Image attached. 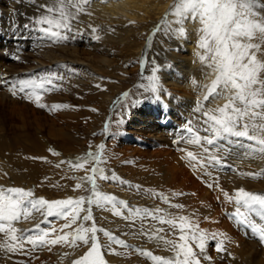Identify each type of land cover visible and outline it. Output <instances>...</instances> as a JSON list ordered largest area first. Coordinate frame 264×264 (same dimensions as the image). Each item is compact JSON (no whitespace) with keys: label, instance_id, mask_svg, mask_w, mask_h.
Returning <instances> with one entry per match:
<instances>
[{"label":"rangeland","instance_id":"374dc122","mask_svg":"<svg viewBox=\"0 0 264 264\" xmlns=\"http://www.w3.org/2000/svg\"><path fill=\"white\" fill-rule=\"evenodd\" d=\"M9 1L15 2V0ZM259 11L260 14L264 16V10ZM156 20V15L151 14L148 21H135V25L133 24L134 26L130 27L131 29L127 27V25L130 24L129 21H121L118 23V28L113 29L112 27H106L107 30H97V32L94 33V37H84L80 35L77 41L78 43L74 41L70 44V46L76 45L75 47H78L80 55L92 61L96 67H98L96 57L105 55L110 60L107 65L99 67V75L97 74L98 79L88 76L86 71L77 68V66L74 68L70 66V73L73 75L76 73V77L81 76L80 78L83 79L84 82L86 80L85 83L83 82L82 85L77 87L61 79L57 74L60 69H52L46 66L43 71L37 72L35 76L31 78L25 77L19 80L20 82L34 81L35 84L43 82L44 86L41 88L33 85V87L26 88L25 91L21 92L16 100L13 101V104L12 102H7L8 104L6 103V105L3 106L4 109L0 107V127L3 129V141L7 145H11L4 153L9 157V165H6L10 167H7L9 172L14 173V175H22L21 179H19L20 181L13 183V186L23 188V184L28 181L30 189L34 192L33 198L43 197L47 199V197H49L55 198V200H64L68 199V196L63 195L66 190L70 191V196L73 191L76 193L77 197H86L89 189L91 190L90 185L87 189L82 187L76 188V185H68L67 188V185L64 186L61 180H57L58 177L64 176L74 183L78 178L75 173H72L71 170L64 167L65 165L61 159L58 160L56 158H58L57 156L59 155L63 156V154H66L67 158H69L68 155L71 153H74L73 156L75 158L78 156L83 157L88 152H92L97 148V150H99L97 151L98 156L101 158L100 162H102V164L108 163L110 165V171H113L114 167L115 170L120 171L121 175L124 176V178L126 177V182L130 185L133 184V191L141 186V189L152 192V195H160L159 197L163 195L162 197L168 196V200H177V202L174 201L173 213H169L170 211H166L167 213L163 212L162 217L164 219L186 217L187 223L184 224V228L187 234L191 236V230L188 228V224L190 223L195 226L198 235L203 234L206 237L203 251L208 255L207 257H211V259L208 260L212 264H235L231 262L230 259L225 258V256L216 257V245L219 240L216 237V239H212V237L215 236L214 232L217 229L219 231L221 230L223 233L229 230V236L236 239V241L247 239V241L255 242V247L252 249L251 253L253 258L258 259L261 257L259 252L262 253L264 251V242L261 241L260 235H258L261 233L256 235L253 234L254 236L250 235V237L247 238V235L244 234V236H242L240 229L238 230V227L234 225L233 218L239 221L240 226L248 228L249 225L247 221L242 223L241 219L243 218L236 217L235 213L239 207L240 212L244 213V216L247 218L248 211L250 210H246L242 204H236L235 197L237 195V190L240 188L233 190V187L231 188V186H229L231 182L225 183L222 178L223 173L240 175L246 177L245 180L250 178L243 175L244 170H247V172L252 170L250 166L244 167V165L249 164L250 161L245 163V160L249 158H244V161H241L242 157L237 158L232 150L233 148L230 147V142L227 143L229 140H226V142L223 138L217 139L214 145H207L202 139L201 143L203 145L201 143L197 144L195 150L192 148L185 152L178 146L177 143L179 140L177 139L176 141L174 139V134L180 133L182 137L189 136L188 138L194 141L197 137L200 138L202 135H207L205 137L211 139L213 138V133L210 130H206V123L203 124L201 121L198 124L197 122L198 115L203 111L201 109H205V107L208 106L205 102H202V98L204 97H195L192 91L182 86L177 87L166 83H156L157 81H154L152 77L153 69L159 67L160 59H158L157 54L152 51L153 38L158 32L155 30L158 25L161 24L162 20H157L158 23L149 29L147 27ZM194 22L195 29L194 33H192L194 38L193 42L197 48H200L199 43L203 35L201 32L203 25L198 18H195ZM101 25L103 24L101 23ZM164 32L166 31L159 34L157 37L158 40L162 41V33ZM9 36L10 34L2 32L0 26V45H6ZM48 37L46 40L40 39L41 42H44L38 44L37 47L39 49L42 50L45 48V50L57 52V45L69 46L68 41L60 40L58 36L50 34ZM97 37H99V39H97ZM14 38L13 40L16 41L17 37L14 36ZM83 39L87 41H83ZM252 43H261V41L257 38L254 39ZM140 46H142V48ZM149 46V53L147 55L146 51L144 53L143 51ZM22 47L25 51H28L25 42L22 44ZM138 48H140V51H138ZM174 50L177 51L176 48H174ZM29 51L34 52L35 48H30ZM204 54L205 50L200 48L196 63H204L200 60V56ZM257 58L264 61V44H261V52L257 53ZM205 65L204 63L203 66ZM71 67L73 69H71ZM52 74H56L57 78L52 79L51 83L45 81V78L52 77ZM14 76L16 75L12 77ZM213 76L212 80L215 79V73ZM89 78L90 80H88ZM261 78L264 79V73L261 74ZM69 79L70 78H68V80ZM153 88L157 89L156 93L152 91ZM160 90L163 91L162 93L165 94L163 96H165L166 99L158 92ZM35 92L42 96L39 103L44 104L45 107H39L36 99L35 101L33 99L31 100L30 95ZM124 93H128V95L124 96ZM110 95L112 98L109 100ZM160 95L162 97H160ZM155 96L159 97L158 100L155 99ZM185 96L191 98L195 97L198 100L197 103H199V107L196 109L191 108V112H193L191 115H194V118L197 120L195 122L187 115V109L185 110L186 107L183 108V113L180 115L174 114L175 110H172L174 113L167 110L165 116L161 114L157 117H154L153 113L148 112L155 109L159 101L165 109L166 107L168 109L167 104L171 103L168 99L171 100V98L176 100L177 105H184L183 97ZM162 98H164V100ZM175 100H172V102L174 103ZM201 102L202 104L204 103L203 106ZM141 104L146 106V110H148L145 111L144 114V120L147 121V123H152L151 120L153 121V118L155 121H160V126H163V121L171 122L168 123V126H172L177 132L165 133L163 130L164 133H150L135 128V125L132 123L131 115L140 108ZM53 105H66V107L54 108ZM184 106H186V104ZM237 106L239 107L241 105L237 104ZM218 107H221V105H217L214 108L216 109ZM142 112L143 109L141 113ZM202 114H204V111ZM201 119H203L202 116ZM139 120L141 122L143 121L141 118ZM203 120L204 122L206 121V119ZM189 122L193 129L192 132L187 131ZM247 122V120L241 121V125ZM260 122L262 121H257V123ZM239 130H243V128L241 127ZM249 134L255 136L257 139L264 138V133H253L251 129L249 130ZM245 139L248 145L251 146L249 147L250 149L255 146L256 148L260 147L255 140H249L246 137ZM37 142L38 147L35 148L34 144H37ZM101 145L103 146L102 148L100 147ZM226 145L228 146L227 148L225 147ZM205 146L218 149L215 153L216 156L223 157L220 163H213L209 160V156L204 152ZM46 147H48V150L45 149ZM229 147L230 151H228ZM188 152L195 153L194 155L197 159L191 160L187 156ZM240 152H243V150ZM13 156L16 157V159L21 158L20 160L22 161L19 162L20 164L18 162H13ZM183 158L185 160L188 158L185 164L182 162ZM237 159L239 161H236ZM73 160L74 159L71 158V161ZM94 165L96 164L90 163L89 160L85 169L82 170L85 171L88 169L86 167L89 166L91 170ZM99 166H101V164ZM100 175L101 173H97L96 175V182L98 180L100 184H104L107 187L111 185L123 186L122 183L116 180H102L100 179ZM103 175L105 174L103 173ZM163 175L171 176L173 178L172 184L166 182L167 180L163 178ZM146 176L159 179V184H161V178H163L162 184L164 186H156L154 188L151 184H147V181H141L143 180L142 177L144 178ZM60 179L62 178L60 177ZM135 185H137V187ZM225 193L232 199L229 200L225 196ZM148 195L152 196L151 194ZM181 197H185V199H181ZM175 205H179L180 207H175ZM204 205H209L210 216L199 214V211H202L201 206ZM158 207H156V209H162V207ZM113 208L117 209L116 205ZM138 209L139 212L130 211L128 214H125L122 207L119 210L117 209V211H121L122 215L129 218V222L131 223L129 227L135 230H138L137 228L140 226L138 222L144 211V208ZM91 213L93 214L92 209ZM192 214L194 215L191 218L190 215ZM67 222L68 220L64 218L56 216L46 217L42 215L33 225L22 228L30 230L24 232V240L22 241L23 247H17L15 251L11 252L9 256L10 260L7 262L1 259L0 264H72V261L83 256L91 245L90 247H86L83 242L78 241L76 246L78 251H74L71 249L73 247H69L67 244H33L28 242L27 239L29 236L35 239L36 236L44 232L50 233L47 237L49 240L63 235L64 233L74 234L73 230L81 224L75 223L71 228L62 229V225ZM37 223L40 224L39 229L34 228V225ZM82 223L85 227H91L95 222L93 219L91 221H82ZM179 223L180 222L177 221V228H172L170 225L165 224V228L159 232V235L162 237L164 236L167 241L182 243L179 241V237L184 233L180 231ZM147 224L150 225V222H147ZM126 225L127 224H125V226ZM111 228L106 229V227L100 226L101 232H96L100 258L104 261V264H160L158 260L152 258L153 256L159 257V255L156 254L159 251V249H157L158 246L154 248L155 254L145 255V252L151 253L149 248L140 249L136 245L119 238L118 240L124 243L110 241L108 236L105 235V231L114 235V233L111 232ZM53 229H55V231H52ZM258 230L257 228V232ZM103 240H108L105 244L111 243L114 245L113 250L116 255L115 258L112 259L113 261H108L103 253ZM198 242L199 241L189 239L187 244L192 248L196 257L200 259V264H203V256L198 254ZM247 247L250 248V244L246 245V248ZM83 249L85 250L83 251ZM253 251L258 253H254L255 255H253ZM55 252H62L61 255H64V258L58 260V258L54 257ZM252 263L255 264V261L253 260Z\"/></svg>","mask_w":264,"mask_h":264},{"label":"bare ground","instance_id":"6f19581e","mask_svg":"<svg viewBox=\"0 0 264 264\" xmlns=\"http://www.w3.org/2000/svg\"><path fill=\"white\" fill-rule=\"evenodd\" d=\"M175 2H178V0H87L86 3L84 2V0H70V2H67L66 0L64 4V10L70 13V16L73 17L68 21L70 27L68 29H65L63 27L56 29L55 27H52L50 31H58L59 33L58 39L68 41L69 46L57 45L58 50L56 52V51L45 50V48L41 50L37 47L39 43L44 42V41L41 42V40L47 39L50 33L46 34L42 30V28L49 27L48 25L42 26L40 24H37L36 20L42 18H48L53 20L59 19V12L57 10L61 7L60 0H15V2H11L9 0H0L1 30L2 32H5V34L8 33L10 34V36H12V37L9 36L7 44L5 43L6 45H0V74H1L0 81H2V83H0V107L3 108V106L6 105L7 102L10 103L12 102L13 104V101L16 100L18 95H20L21 93V91L19 90L20 79H23L25 77L31 78L32 76H35L37 72L43 71L46 66H49L52 69L54 68L60 69V71L57 74L61 77L63 81L66 82L68 81L73 86L79 87L80 85L83 84L84 80L80 78L81 76L76 77L75 76L76 73L75 75L70 73L71 72L70 66H73V68L77 66V68L86 71V74L88 76L98 79V75H99L98 72L100 70L99 67L107 65L110 60L105 55L96 57V60L98 61V65H97L98 67H96V65H94L92 61L80 55L78 47H75L76 45L70 46V44L73 43L74 41L77 42L79 40L80 35L84 37H94L95 35L94 33L97 32V30L99 31L105 30L106 27H112L113 29L118 28L119 27L118 23L121 21L124 22L126 20L129 21L130 24H128L127 27L130 28L135 25L134 24L135 21H139V20L148 21L151 14L156 15L157 20L159 19L162 20L164 18L165 13L169 11L170 6L174 5ZM73 5H75V7H73ZM50 8L53 9L52 12L48 11V9ZM167 19L169 24L171 25V30L168 29V25H165L162 30L166 32L162 33V38L160 37L162 41L157 39L159 34L163 32L161 30H160L161 32L158 31L153 38L154 50L152 49V51L155 54H157L158 59H160V65L158 68L153 69L152 77L154 81H157L156 83H161V84L166 83L177 87L182 86L192 91L195 97L196 96L205 97V95H207V87L211 84L212 78L214 77L213 76L214 71L209 67H207V65L203 66L204 63L201 64L196 63L198 59L197 55L199 53L200 48H197V46L193 42L194 38L192 33H194V29H195V22H194L195 18L189 15L187 18L183 19L180 24L172 23L177 19L174 15H169ZM157 20L154 21L153 24L148 25L147 28L149 29L150 27L155 26V24L158 23ZM101 23L103 25H101ZM180 28L183 29L182 33L178 31V29ZM92 29H95V31H93ZM14 36L17 37L16 41L13 40L15 39ZM61 36L66 38L62 39L60 38ZM84 40L86 39H83V41ZM24 42L26 43L28 51H25V49L22 47V44H24ZM150 46L146 48V50H144L143 53L146 51L148 55ZM140 47L142 48V46ZM30 48H35V51L30 52L29 51ZM174 48H176L177 51H175ZM138 51H140V48H138ZM73 68L71 67V69ZM13 75L16 76L12 77ZM68 78L70 79L68 80ZM88 80H90V78ZM12 86H16V92H17L16 95L12 94V90H11ZM158 92H160L162 96L165 95L162 93L163 91L161 90ZM37 95L40 96V100H41L42 96L40 94H37L36 92L31 93L30 95L31 100L33 99L35 101ZM161 95L160 97H162ZM163 97L165 98V96ZM195 97L192 98L189 96L183 97V103L184 105L186 104V106L179 104L178 106L174 98L173 99L171 98V100L168 99V101L171 102L170 104H167L168 109L167 107L165 109V107L160 103V101L158 103V106H156L155 109L150 111L146 110L147 107L141 104L140 108L138 107L139 109H137L135 113L133 112L131 115L132 123L135 125V128L148 131L150 133L151 132L175 133L177 132V130L174 129L172 126L171 127L168 126L169 125L168 123L171 122L163 121L162 123L163 126H160L159 124L160 121H155L154 118L152 117L153 118V121L151 120L152 123H147V121L144 120L145 111L153 113L154 117H157L161 114H164L165 116L167 114L166 112L167 110L169 112H173L172 110H175L174 111L175 113L174 112L173 113L176 115L177 114L180 115L183 113V108L186 107L185 110L187 109L186 110L187 115H189L192 118L191 120L195 122L197 120L194 118V115H191L193 114V112H191V108L196 109L199 107V103H197L198 100ZM111 98L112 96L110 95L109 100ZM158 98L159 97L155 96V99L158 100ZM164 98L162 99L164 100ZM172 100H175L174 103L172 102ZM202 102H205V104H207L208 106L205 107V109H201L204 111V114H202L203 111H201L200 114L198 115L199 116L197 121L198 124L201 121L203 124L206 123L203 120V119H207L205 113H208L210 115L215 114L214 107H216L217 105L223 106L226 103V100L224 99L223 96H221V97H211L208 100L202 98ZM202 102L201 105L203 106L204 103L202 104ZM142 109L144 113L143 112L141 113ZM201 116L203 119H201ZM140 118L141 120H143L142 122L139 120ZM206 130L207 131L210 130V125L208 123H206ZM2 131L3 129L2 127H0V178H1L0 191H4L7 188L14 187L13 183H17L18 181H20L19 179H21L22 177V175L21 176L14 175V173L9 172L8 170V168H10L9 166H7L9 165L8 164L9 157L4 153L11 145L9 144L7 145L3 141ZM205 136L207 135L200 136L201 140L205 138ZM173 137L176 141L177 139L179 140L177 144L179 147H181L184 150V152L189 151L192 148H194L195 150V148L197 147V143H193V140H190L188 138L189 136L182 137V135L178 133L176 135L174 134ZM227 140L229 141L228 142L226 140L224 141H226L227 143L230 142V147L233 148L232 150L234 151V154L236 155L237 158L242 157L241 161H244V158L246 157L249 158L245 160V163L250 161L249 164L244 165V167L250 166L252 167V170L250 172L244 170L243 175L250 177L247 178V180H245L246 177L240 175H233V174L229 175L223 173L222 174L223 181L225 183L231 182V185L229 184L228 185L231 186V188L233 187L232 188L233 190L238 188H243L245 190L251 191L254 194H264V152L260 150L261 146L259 148H256L255 146L250 149L249 147L251 146L248 145V142L246 141L245 137L232 136L231 138L229 137ZM34 146L35 148L38 147V142L37 144L35 143ZM225 147L227 148L228 146L226 145ZM230 147L228 151H230ZM205 148L209 149V151L206 153V155H208L209 157L213 156L218 151V149H215L213 147L208 148L207 146H205ZM45 149L48 150V147H46ZM241 150H243V152H240ZM97 151L99 150H97L96 148L94 151H92V153L98 155ZM73 155L74 153H71L68 155L69 158H67V155L63 154V156L61 155L57 156L58 158L56 159L58 160L61 159L65 165L64 167H67L68 170H71L72 173H75L78 180L74 181L73 183V181L71 182L64 176H60L62 179L58 177L57 180H61V183L64 186L67 185V188L68 185L70 186V185L82 184V188L87 189L89 188V184L87 182L82 181V178L85 177L86 175L91 174L90 166L86 167L88 169H86L85 171L83 170L85 169L87 163H85L84 167L81 169L74 168L69 164V161H71L72 158L74 159L73 160L74 162L76 158H78L79 156L75 158ZM20 159L21 158L16 159V157H14V159L12 160L13 162L19 163L22 161ZM187 159L185 160L183 158L182 160L183 164L187 162ZM89 160L90 163L96 164L94 165L95 167L103 170L102 174L104 173L108 177H112L113 175H115V177L117 178L115 180L123 184V186L121 187L113 186V185L107 187L104 184H100L98 180L96 182L98 186V190L101 193L114 195L117 198L116 207L118 210L121 209L122 207L125 214H128V212L130 211H136V209L138 208L153 210L155 212L157 210L156 207L159 206L162 207L163 212L167 213L166 211H170L169 213L171 214L173 213L172 211L173 205L175 202H177V200L175 201L170 199L166 203L161 198L163 195L161 197H159L160 195L159 196L152 195V192L147 191L145 189H141L140 188L141 186L138 187V189H136L135 191H133L132 190V188L134 187L133 184L130 185L128 182H126L125 179L126 177L124 178V176L121 175L120 171L115 170V167L113 171H110L109 169L110 165L108 163L106 164L105 163L102 164V162L97 163L96 161L91 160V158H89ZM236 161L239 160L237 159ZM100 164L101 166H99ZM163 178L167 180L166 182L169 183L173 181L172 180L173 178L171 176L169 177L168 175H165ZM163 178H161L162 179L161 184H159L160 182L159 179H155L152 176L149 177L146 176L144 178L142 177L143 180L141 181H147V184L149 183L155 188L156 186L159 187L164 186L162 184ZM135 186L137 187V185ZM23 188L25 190H31L28 181H26L23 184ZM148 194H151L152 196H149ZM63 195L68 196L67 198H72V199H76L79 197V196L77 197L76 193L73 191L71 192V196H70L69 190H66ZM89 195H90V189L87 196ZM182 198L185 199V197H181V199ZM47 200L53 201L55 200V198L47 197ZM120 200L127 202L128 207L125 208L124 205H120L119 204ZM83 207L87 209L88 208L87 203H85ZM201 208L202 211H199V214L210 216L209 205L201 206ZM91 209L93 212L92 216L95 225L98 229H100V226L106 227V229L112 227L111 232L114 233V236L116 237L117 240L118 238L122 239L123 241H127L128 243L136 245L140 249L149 248L151 250V254L156 253L154 251V248L158 246L157 249H159V251L156 254H158L160 258L167 260H175L176 253L170 250L169 245L164 241L154 238L152 236L153 230L165 228V224L159 223L157 219L146 218L142 213L140 221L138 222V225L140 226L139 228H137L138 230H135L134 228L129 227L130 226L129 224L131 223L129 222L130 220L128 217L124 215L117 216L114 214L115 211H117V209L113 208L112 205L106 204L103 207L92 205ZM249 210L250 211H248V216H247L248 219L247 224L249 225V226L247 225L248 228L240 226V223L237 219L234 218L232 219L234 225L238 227V230L240 229V233L242 234V236H244L245 234L247 235L246 236L247 238L250 237V235L253 234L256 235L258 233H261L260 229H264V210L260 209L259 207ZM162 213H158V215L162 216ZM86 214L87 211L81 212L80 215L83 216ZM42 215L43 214L40 212H33L29 219L22 218L18 222H13L12 226L17 229H22L28 225H33L38 221V218L41 217ZM193 215L194 214L190 215L191 218ZM147 222H150V225H148ZM79 223H82V221L77 220L76 224ZM125 224L127 225L125 226ZM211 228L214 229L213 227ZM257 228L259 229L258 232H257ZM98 232L99 231H97V233ZM229 234H230L229 230L228 232L223 233L221 230L219 231L217 229L214 232L215 237L218 238L219 240L217 244L220 241H223V247L225 249V251H221V252H218L216 250V257L225 256V258L230 259V261L235 264H253L252 263L253 260L255 261V264H264L263 250L262 253L259 252V255L261 254L260 258L257 259V258H253L252 256L251 252L252 249L255 247V242L247 241V239L244 240L241 239L242 241L241 240L236 241V239L230 237ZM107 241L108 240H103L104 244L102 245L103 247L102 250L104 255L107 257L108 261H110L115 258L116 254L114 253L113 250L114 245H112L111 243L105 244L107 243ZM11 243L12 242L10 241V236L7 232V229L4 232H0V260L2 259L7 262L10 260L9 256L11 255L12 251H8L5 245H10ZM61 244L66 245L65 243H61ZM248 244H250V248L248 247L246 248V245ZM84 245L86 247H90L91 244L89 243ZM71 249H73L74 251H78L77 247H73ZM84 250L85 249H83V251ZM254 253L257 254L258 252L256 253L255 251H253V255H255ZM61 254L62 252H55L54 257L58 258V260L60 258H64V255ZM198 254L203 256V260H204L203 264H212L208 259H204L205 256H208L207 254H205L204 251L201 252L199 249Z\"/></svg>","mask_w":264,"mask_h":264},{"label":"snow or ice","instance_id":"6c2138e0","mask_svg":"<svg viewBox=\"0 0 264 264\" xmlns=\"http://www.w3.org/2000/svg\"><path fill=\"white\" fill-rule=\"evenodd\" d=\"M61 7L57 10L59 12V19L42 18L36 20L37 24L48 25L49 27L42 28L46 34L58 36V31H50L52 27L59 29L61 27L68 29L70 27L68 21L73 18L70 13L64 10L66 0H60ZM70 2V0H67ZM86 3L87 0H84ZM75 7V5H73ZM259 10H264V0H178L174 5L170 6L168 12L165 13L161 24L158 25L155 31H160L165 25L171 30V25L168 22V16L174 15L177 19L172 23L180 24L183 19L191 15L193 18H198L203 27L201 32L203 35L200 38L199 47L205 50V54L200 56V60L204 62L207 67L212 69L215 73V79L207 87V95L204 99L208 100L211 97L223 96L226 103L214 110L215 114L205 113L207 117L206 123L210 125V130L213 132V138H203L208 145H214L217 139L223 138L227 140L229 137H246L261 146L260 150L264 152V138L257 139L255 136L249 134V130L253 133H264V79L261 74L264 73V61L257 58V53L261 52V44H264V16L260 14ZM52 12L53 9H48ZM95 31V29H92ZM181 33L183 29H178ZM60 38H66L61 36ZM259 38L261 43H252L254 39ZM99 39V37H97ZM57 78L56 74L52 77H46L45 81L51 83V80ZM2 83V81H0ZM43 87L44 84H35L34 81H21L20 91H25L26 88ZM12 94L16 95V86L11 87ZM153 92L157 89L153 88ZM127 96L128 93H124ZM40 96H36L38 106L43 108L44 104L39 103ZM237 104L241 106H237ZM54 108L66 107V105H53ZM199 110V109H198ZM247 120V123L241 125V121ZM257 121H262L257 123ZM243 130H239V128ZM187 131L192 132L193 129L189 125ZM193 143L200 144L201 138L197 137ZM103 147L102 145L100 146ZM209 149L205 148L207 153ZM187 156L191 160H196L197 157L188 152ZM91 160L100 162V156L92 152H88L83 157H78L76 160L69 161V164L76 169L84 167L85 163ZM222 156H210L209 160L213 163H220ZM83 161V162H82ZM103 170L95 166L91 169V174L82 178V181L91 185L90 195L87 197L81 196L76 199L68 198L64 200L49 201L43 197L33 198L31 190H25L21 187H11L4 191H0V232H7L10 236V245H5L8 251H15L17 247L22 248L24 240V232L30 231L25 229H17L12 226L13 222H18L22 218L29 219L33 212H40L46 217H60L68 220L62 225V229L71 228L77 220L91 221L93 220L91 213V206L96 205L103 207L106 204L115 207L117 198L114 195L104 194L98 190L96 184V175L101 173L100 179H117L115 175L108 177L102 174ZM82 187V184H77L76 188ZM225 196L231 200V197ZM164 202H168L167 197H161ZM237 205H243L247 209H255L259 207L264 210V194H254L246 191L243 188L237 190L235 197ZM87 203L88 208L85 209L83 205ZM120 205L128 207L127 202L120 200ZM175 207H180L175 205ZM87 211L86 215L81 216V212ZM139 212V209H136ZM162 209H157L155 212L144 209L143 215L146 218L157 219L159 223L168 224L172 228H177L179 221V229L182 233L179 237L178 243L176 241L164 240V237L159 236V231L162 229L153 230L152 236L160 239L169 245L170 250L176 253L175 260H167L160 257L153 256L154 260H158L160 264H200V259L191 247L188 246L189 239L199 241L197 247L203 252L205 248L206 237L203 234H197L195 226L188 224L191 230L189 236L184 228L187 223L186 217L168 218L164 219L158 213H162ZM117 216H121V211H115ZM236 217H242L241 222H246L247 218L244 213L240 212L239 207L235 213ZM34 228L39 229L40 224H35ZM95 225L85 227L81 223L73 230L74 234L64 233L54 239H47L50 235L44 232L33 239L29 236L30 243H48L55 245L57 243H65L69 247H76L77 242L84 244H91L89 250L81 257L72 261V264H104L100 258L99 244L96 232L100 231ZM52 231H55L53 229ZM260 239L264 242V229H260ZM108 239L115 243H124L119 241L116 237L105 231ZM147 235V233H146ZM215 239V236L212 237ZM218 252L225 251L223 241L216 245ZM145 255H151L150 252H145ZM67 255V254H65ZM204 259H211L205 256Z\"/></svg>","mask_w":264,"mask_h":264}]
</instances>
